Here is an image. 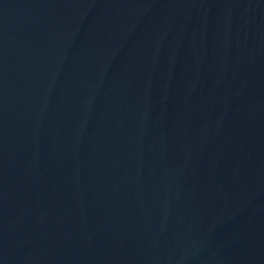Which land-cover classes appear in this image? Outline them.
Masks as SVG:
<instances>
[{"label": "water", "instance_id": "obj_1", "mask_svg": "<svg viewBox=\"0 0 264 264\" xmlns=\"http://www.w3.org/2000/svg\"><path fill=\"white\" fill-rule=\"evenodd\" d=\"M0 264H264V0H0Z\"/></svg>", "mask_w": 264, "mask_h": 264}]
</instances>
